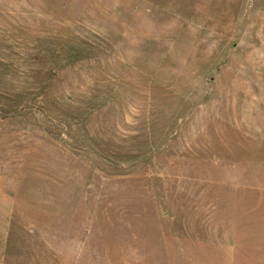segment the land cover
<instances>
[{"label": "rangeland", "instance_id": "374dc122", "mask_svg": "<svg viewBox=\"0 0 264 264\" xmlns=\"http://www.w3.org/2000/svg\"><path fill=\"white\" fill-rule=\"evenodd\" d=\"M0 96V264H264V0H0Z\"/></svg>", "mask_w": 264, "mask_h": 264}, {"label": "trees", "instance_id": "16d2710c", "mask_svg": "<svg viewBox=\"0 0 264 264\" xmlns=\"http://www.w3.org/2000/svg\"><path fill=\"white\" fill-rule=\"evenodd\" d=\"M0 105H2L0 106L2 111H8L9 113L27 110L29 111L30 109L34 108V106H31L30 103L27 100H24V98L21 96L15 98H10L9 96H0Z\"/></svg>", "mask_w": 264, "mask_h": 264}]
</instances>
